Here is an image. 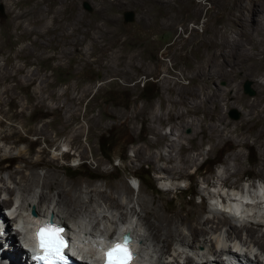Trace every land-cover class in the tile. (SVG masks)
I'll list each match as a JSON object with an SVG mask.
<instances>
[{
	"label": "rangeland",
	"instance_id": "rangeland-1",
	"mask_svg": "<svg viewBox=\"0 0 264 264\" xmlns=\"http://www.w3.org/2000/svg\"><path fill=\"white\" fill-rule=\"evenodd\" d=\"M213 1L51 0V17L58 18L51 30L26 19H20L22 27L16 28L11 10L23 12L31 6V0L15 4L0 0V94L7 93L0 96V120H4L0 124V134L12 135L15 130V139L21 138L15 143L14 138L5 140L0 137V151H7L10 155L5 159L0 157V177L8 178L10 172L23 168L26 163L21 157L36 158L45 148L48 154H42L41 159L46 164L54 162L56 168L49 172L51 168L44 164L37 169L39 180L32 197L47 192L43 182L49 172L51 178L58 175L60 182L70 187L82 184V206L86 204L89 210L105 205L96 196L95 201L89 199L92 194H88L89 188L86 187H99L107 191L106 194L128 202L125 181L131 188L134 185L129 207L135 206L137 211L141 210L135 205L139 188L164 213L202 212L203 217H215L212 209L227 212L228 206L230 209L234 206L230 200L224 205L226 208L220 205L223 201L213 198V192H221L222 196L239 191L258 195L254 192L264 189L261 187L264 186V87L254 76L236 70L232 63L210 70L200 61L195 35L203 34L206 20L217 13L212 7ZM83 2L92 7L91 12L83 8ZM233 4L234 0H231L226 9L217 13L212 24L223 25L233 10ZM198 7L202 9L199 18L194 13ZM125 10L134 12L133 23L123 20ZM238 11L241 29H252L264 19V0H241ZM147 17L148 21L145 20ZM46 28L49 32L43 33L40 43L37 42L38 30L46 31ZM260 81L264 83V79ZM247 83L255 91L254 96L244 92ZM24 108L25 114L18 117ZM231 109L240 112L239 119L234 120L228 115ZM62 113L64 118L60 119ZM216 117L220 118L219 126L233 132L231 143L218 146L206 140L209 133L203 129L212 126ZM43 125L49 130L46 137L52 142L32 132L33 128H42ZM172 132L183 142L173 153L176 162L170 164L162 160L155 164L138 159L139 149L147 146L150 147L148 153L168 157V145L177 137ZM125 133L133 141L129 145ZM108 134L117 140L112 160L103 157L99 149V139ZM38 139L41 140L32 145L35 153L31 154L29 143ZM201 141L204 144L198 147ZM125 149L126 153L123 152ZM199 153L196 163L186 166L180 162L182 158ZM165 166H178L179 171L169 175L160 169ZM140 170L150 174L153 190L140 184L134 176L139 175ZM219 177L226 179L224 185ZM170 187L172 189L167 190ZM6 194L13 196L8 200L9 204L18 199L20 208L21 194L3 191L0 197L7 199ZM259 197L264 201V196ZM57 200L54 190L46 203L48 205L43 206H55ZM213 201L216 206L210 204ZM237 203L236 207L242 205V201ZM3 204H6L5 200ZM260 207L264 206H241L240 210L248 209L251 216L255 215L254 223H249L248 213L246 216L241 214L242 222L227 212L229 221L239 226L247 221L248 226L258 228L259 220L264 224V216L255 214ZM128 210H124L128 212L126 224L138 223L139 229L145 233L147 229L140 217ZM78 212L80 219L87 217L85 210L84 213ZM112 212L118 213L116 209ZM218 214L224 217L223 213ZM102 219L97 218V222L90 225V228L95 227V233L107 232L108 222ZM65 222L71 229L76 227L73 218ZM221 227L222 231L231 229L229 224H221ZM258 229L257 235H262L264 225ZM187 230H183V241L188 236V239L192 238ZM222 237H225L224 233ZM246 237L247 228L240 232L238 243L241 244V239ZM201 239L196 237L194 245L199 247ZM178 242H172L166 256L168 259L163 258L165 261L174 259L180 246ZM231 244L233 248L244 247L235 245V241ZM153 245L154 249L158 248L156 245L164 247L157 241ZM16 247L20 249V243ZM188 250L184 248L186 253L178 263L196 256ZM258 250L256 246L255 251ZM5 251L0 248L1 255ZM258 253H264V248ZM24 259L29 264L26 255Z\"/></svg>",
	"mask_w": 264,
	"mask_h": 264
},
{
	"label": "bare ground",
	"instance_id": "bare-ground-1",
	"mask_svg": "<svg viewBox=\"0 0 264 264\" xmlns=\"http://www.w3.org/2000/svg\"><path fill=\"white\" fill-rule=\"evenodd\" d=\"M6 1H11L13 2V4H15L16 2L21 0ZM50 2L51 0H31V6L25 9L23 12H14V10H11L10 14H12L13 16V24L16 28L22 27V23L19 22V20L26 19L30 23H34L39 26L46 25L48 29L52 30L54 27V23L58 18L51 17L52 8L49 6ZM213 2L214 5L212 7H215L217 9V13H221L222 10L226 9V7L231 4V0H214ZM240 7L241 0H234L233 10L229 13V15L227 16L228 18L225 20V22L222 23L223 25L217 26L216 24H212V20L216 17L217 13H213L211 18L206 20V29L202 32L203 34H201L200 36L197 34L195 35V38H197L198 41L197 51L200 55V61H202V64L204 63V65H207L208 69L211 70L213 69L212 67H220L225 64L228 65V63H232L233 67L236 70L242 71L246 75L254 76L257 79V83L264 87V83L260 81V79H264V19L256 23V26L252 27V29L247 28V30L243 31L241 29V24H239V22H242L241 15L237 14ZM201 10L202 9L198 7L194 12L197 18H199ZM46 19H48V22H45ZM47 28L46 31L38 30L37 42H39V39L43 37V33L49 32ZM5 94L7 93H2L0 94V96L2 97ZM44 99L45 98H43V101ZM25 109L26 108L21 111V115H19L18 117H21L25 114ZM45 113L48 114L49 111H46ZM61 117L64 118L63 113L62 116H60V119ZM219 119L220 118L216 117V121L212 126H205V128L203 129L204 132L209 133L206 140H209L210 142L212 141L214 145L218 146L222 144H229L233 139L232 131L217 124V122L220 121ZM3 121V119L0 120V124H3ZM32 132L36 135H40V137L45 136V138H47L46 140L52 142L51 139L46 137L49 133V130L45 125H43L42 128H33ZM16 135L17 132L14 130L12 135L1 133L0 137L5 140H9L10 138L15 139ZM172 135L177 137L175 138V140H173L174 142L168 145V157H163L161 154L155 156L150 152L148 153L150 147L147 146V148L145 149H139L137 154L138 159H143L146 162L149 161L155 164L162 160H165L170 164L176 162V158L174 157L173 153L177 151L178 147L183 142L178 138L179 135H175L173 134V132ZM39 140L41 139H38L37 142L29 143V152L31 154L35 153V151L32 149V145L38 143ZM20 141V137L15 139V143H18ZM203 144L204 142L201 141L198 147H201ZM141 150H143L145 153L141 154ZM42 154H48L45 148L38 152V157L36 158L21 157V160L26 163L23 168L13 170L9 173L8 178L0 177V195L3 193V191L8 192L12 195L18 192L19 194H21L20 196L22 199V203L19 208V201L15 197V199H17V205L15 209H18V213H16L15 218L19 219V223L21 226V239H19V233H13L14 223H10V221L6 219L7 239L4 244H0V248L5 249L6 251L3 255H1L0 252V264H27L24 256L26 255V257L30 259V255L38 250L36 232L42 224L53 221H55V224H58L65 229L64 235L71 241V244L73 246L81 248L82 250H86L89 253L88 257L91 262L93 260L92 257L96 260V262H98L101 258L102 252L108 250V248L112 246V241L116 242V239L120 233L121 235L127 233L133 240L132 242H130L131 251L135 256L132 264H194L195 257H197V264H209V256L216 255L224 250H229L231 242L234 243V241L235 245H243L245 248H247V250H245L244 247H239L241 253L237 255V258L241 260L242 263H253L252 258H254L260 264H262L264 261V257H261L264 255V253H258L261 248H264V233L262 235H257L259 230L258 228L264 225L262 223L263 220H259V223H257V226H259L258 228L248 226L247 224H245L247 221L240 224V226L234 222L232 224L230 222L231 220L229 221L227 212L230 215V212L233 210V208L230 209L229 206L227 208V212H218L219 210L211 208L213 214L215 213V217H203L202 212L183 213L180 211H176L172 214L164 213L160 206L157 205L153 199H150L149 195L141 188H139V195L135 200V205L141 208L140 211H137L135 206H132L131 208L129 207V204L133 200L131 199V191L133 188L129 186V184L127 183L128 181L124 182V188L126 190L125 192H127V194L129 195L128 202L119 200L118 197L116 198L113 194H106L107 191L105 192L99 187L91 189L90 187H86L89 188L88 194H92L89 199L91 198V200L95 201L96 196L97 199H100L105 205H102L103 208L100 207L102 209L95 208L94 210H89L85 206L86 204L82 206V203H84V191L82 184H80V186L77 185L70 187L69 185L64 184V182H60L58 175H55L51 178L49 172L54 170L56 166L54 162L47 164L43 162V160L41 159ZM64 155H67V153H65ZM9 156V152L0 151V157L2 159L8 158ZM199 158L200 153L193 157L188 156L182 158L180 162L182 164L184 163V165L187 166L188 164L196 163ZM44 164L48 165V167L51 168V170H49L48 174L45 176L43 182L44 188L47 189V192H42V194L38 197H32L31 194L33 192V188L39 180L37 169ZM160 169H162L164 173H167L169 175L175 174L176 172L178 173L179 171L178 166H165L161 167ZM219 181L222 183L221 185H224L226 183V179L221 177H219ZM12 184H14V186H12ZM261 187L264 186L261 185ZM169 189H172V187L167 188V190ZM54 190H56V195L58 196V203L55 206H48L47 208H45L43 204H46L50 200L51 192ZM259 191H262V193H264V189H261ZM213 194V198L218 197L221 201H223V203L220 205H228L229 199H225V197H227L226 194H223V196L221 192H219V194H217V192H213ZM6 195L9 197H13L8 194ZM218 195H220L221 197H219ZM223 197L224 199H222ZM4 200L6 204H3ZM241 201L242 205H240H246L247 208H252L253 206H264V201L261 200L259 195L256 194L252 195V198L249 194H246V197ZM235 203L236 205H239V203L237 202L230 201V204L232 206L234 205V211L238 213L239 218L241 214H244L246 216V214L248 213L247 219L249 223H254L253 216L255 215L251 216L249 214L250 210H248L247 208V210H240L241 206L236 207ZM6 205H9V202L4 197H0V206ZM212 205L216 206V201H213ZM19 209L25 212H22ZM113 209H116L118 213H113ZM79 210L81 212L85 210L86 214L84 212L83 213L84 215H87L90 220H88L87 217L83 218L84 220L80 219V216H78ZM124 210H128L130 211V213L139 216L142 220L143 227L145 226L147 231L145 233H142L141 229H139L138 223L130 222V224H126V217L128 212H125ZM88 212L91 214L90 216ZM218 213H223L222 215H224V217H220ZM255 214L257 216L262 215L263 217L264 207H262L260 210H257ZM230 216L232 217V215ZM100 217H102L104 220L106 219L108 222L109 228L107 227L108 230H106V233H95L97 232L95 231V227L90 228V225L96 223L97 218ZM70 218H73L76 222V227L73 229H71V227H69L65 222L67 220H70ZM119 223H122V225L119 226ZM221 224H229L231 229L222 231L223 228L221 227ZM114 226L115 228L113 229ZM184 228L188 229L187 231L190 232V235L192 237L190 239H188L189 236L186 237V241L182 240L185 237V233L183 231ZM246 228L247 237L245 239H241V244H239L237 240L239 239V234L243 229ZM223 233L225 237H222ZM196 237L202 238L198 242L200 243V245H198L199 247H197V245H194V240L196 239ZM175 240H179L178 245H180L179 249H176L173 256L175 260L171 259L170 257L169 259H171V261H165L163 258H166L167 252L169 251L172 242ZM154 241L163 243L164 247H162L161 245H156L158 248L154 249ZM17 243H20V249L16 247ZM3 246H6V248H3ZM256 246L259 247L258 252L255 251ZM184 248H186L187 250L189 249L190 252L195 253L196 256H189L188 258H185L184 261H179L178 263V259H183L184 254L186 253L184 251ZM162 259L165 262H162ZM28 261L29 264H32L30 260Z\"/></svg>",
	"mask_w": 264,
	"mask_h": 264
},
{
	"label": "snow or ice",
	"instance_id": "snow-or-ice-1",
	"mask_svg": "<svg viewBox=\"0 0 264 264\" xmlns=\"http://www.w3.org/2000/svg\"><path fill=\"white\" fill-rule=\"evenodd\" d=\"M65 229L55 224V221L44 224L37 232L41 255L35 259L42 264H68L66 250L69 242L64 236ZM113 246L105 252L104 264H132L135 259L130 248V237H125L122 243L112 241Z\"/></svg>",
	"mask_w": 264,
	"mask_h": 264
},
{
	"label": "trees",
	"instance_id": "trees-1",
	"mask_svg": "<svg viewBox=\"0 0 264 264\" xmlns=\"http://www.w3.org/2000/svg\"><path fill=\"white\" fill-rule=\"evenodd\" d=\"M125 136L127 139L126 144L127 145L131 144L133 141H132V138L130 137V135L125 133ZM116 145H117V140L111 134H108V135L101 137L99 139V149H100L101 155L108 160H112V151ZM123 152L126 153L127 150L125 149ZM118 159L122 160V158L120 156H118ZM218 164H219V162H218ZM67 169L70 170V168H67ZM134 176L136 177V179L139 181L140 184L143 183V184L147 185V187H149V189H151V190L154 189V182L152 181V178L150 177L149 173H147L143 170H140V174L134 175Z\"/></svg>",
	"mask_w": 264,
	"mask_h": 264
},
{
	"label": "water",
	"instance_id": "water-1",
	"mask_svg": "<svg viewBox=\"0 0 264 264\" xmlns=\"http://www.w3.org/2000/svg\"><path fill=\"white\" fill-rule=\"evenodd\" d=\"M83 8L88 12L92 11V7L87 2H83ZM123 19L126 22L133 23L134 22V13L132 11L125 12L123 14ZM244 92L249 96L255 95V91L253 89H251L250 84H248V83L245 84V86H244ZM228 115L234 120H237L240 118V112L237 111L236 109H231L229 111ZM125 237H130V236L128 234L124 235L123 241H124ZM130 241H131V239H130Z\"/></svg>",
	"mask_w": 264,
	"mask_h": 264
},
{
	"label": "clouds",
	"instance_id": "clouds-1",
	"mask_svg": "<svg viewBox=\"0 0 264 264\" xmlns=\"http://www.w3.org/2000/svg\"><path fill=\"white\" fill-rule=\"evenodd\" d=\"M135 184V186H137V184L136 183H134ZM133 188H134V185H133ZM236 190V188H233L232 190ZM10 199V197L8 196V198L6 199L7 201ZM16 205H17V203L16 202H13V203H11V204H9V205H6V206H0V209L1 208H9V207H11V206H15L16 207Z\"/></svg>",
	"mask_w": 264,
	"mask_h": 264
},
{
	"label": "flooded vegetation",
	"instance_id": "flooded-vegetation-1",
	"mask_svg": "<svg viewBox=\"0 0 264 264\" xmlns=\"http://www.w3.org/2000/svg\"><path fill=\"white\" fill-rule=\"evenodd\" d=\"M131 11V10H125L124 12ZM133 12V11H132ZM134 13V12H133ZM123 16V15H122ZM134 19H135V14H134ZM124 20V19H123ZM146 21L149 20V17L145 18Z\"/></svg>",
	"mask_w": 264,
	"mask_h": 264
}]
</instances>
